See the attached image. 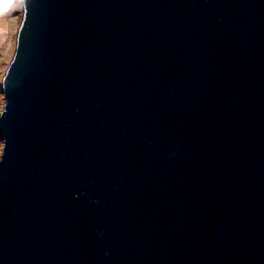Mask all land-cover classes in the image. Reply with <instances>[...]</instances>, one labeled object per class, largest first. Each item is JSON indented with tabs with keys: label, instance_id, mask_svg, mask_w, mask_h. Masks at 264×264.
<instances>
[{
	"label": "water",
	"instance_id": "1",
	"mask_svg": "<svg viewBox=\"0 0 264 264\" xmlns=\"http://www.w3.org/2000/svg\"><path fill=\"white\" fill-rule=\"evenodd\" d=\"M21 2L0 264H264V0Z\"/></svg>",
	"mask_w": 264,
	"mask_h": 264
},
{
	"label": "rangeland",
	"instance_id": "2",
	"mask_svg": "<svg viewBox=\"0 0 264 264\" xmlns=\"http://www.w3.org/2000/svg\"><path fill=\"white\" fill-rule=\"evenodd\" d=\"M2 2V0H0ZM9 6L2 7L0 10V24L5 20V18L10 21L8 36H6V48L5 50L0 49V113L3 107V94L1 90V81L3 75L8 68V65L11 61V58L14 53L15 42H16V33L21 21V12H22V2L21 0H7ZM5 34V30H0V45L1 39ZM2 149V143L0 140V153Z\"/></svg>",
	"mask_w": 264,
	"mask_h": 264
},
{
	"label": "bare ground",
	"instance_id": "3",
	"mask_svg": "<svg viewBox=\"0 0 264 264\" xmlns=\"http://www.w3.org/2000/svg\"><path fill=\"white\" fill-rule=\"evenodd\" d=\"M2 7H0V10H1ZM9 25H10V21H8L6 18L5 20L0 24V30H5V34L1 37H3L1 39V45H0V49L1 50H5L6 48V41H7V38L6 36H8V30H9Z\"/></svg>",
	"mask_w": 264,
	"mask_h": 264
},
{
	"label": "snow or ice",
	"instance_id": "4",
	"mask_svg": "<svg viewBox=\"0 0 264 264\" xmlns=\"http://www.w3.org/2000/svg\"><path fill=\"white\" fill-rule=\"evenodd\" d=\"M9 4L7 2V0H2V2H0V7H8Z\"/></svg>",
	"mask_w": 264,
	"mask_h": 264
}]
</instances>
